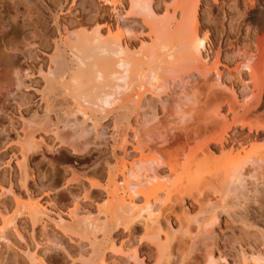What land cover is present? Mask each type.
<instances>
[{"label": "bare ground", "instance_id": "1", "mask_svg": "<svg viewBox=\"0 0 264 264\" xmlns=\"http://www.w3.org/2000/svg\"><path fill=\"white\" fill-rule=\"evenodd\" d=\"M102 1L111 3L115 9L130 8L132 16L140 17L148 29V41H139L141 37L129 27L127 17L120 18V35L112 27L103 29L97 24L93 30L85 28L77 33L66 25L57 27L62 39L56 42V51L50 57L53 66L47 72L42 71V66L39 68L45 83L40 99L46 103L44 114L36 115L30 123L25 120L26 129L19 146L21 157L17 160L27 180L29 152L36 148L38 141H44L43 136L37 139V132L51 131L62 147L65 143L62 129L71 130L72 152L81 156L89 145V136L96 134L100 138L105 134L99 132L104 125L110 123L121 128L129 125L132 117L136 118L138 124L132 131L137 145L133 152H129L125 138L118 146L120 165L108 169L107 184L90 182L91 189L107 193L111 208L104 212L103 219H77L79 222L70 221L71 226L64 227L65 235L75 238L81 250L84 246L90 249V253L81 252L77 260L72 258V263L76 260L73 264H104L112 232L118 227H132L134 220L140 218L146 225L144 239L152 241L157 250L148 259L149 263L143 259L141 264H173L176 257L182 259L180 262L177 259L179 264H184V260L186 264L187 261L188 264H221V259L214 254L218 239L215 227L221 214L235 213L233 216L246 228L237 237L242 254L236 264H264V151L258 146L259 137L264 133V119L259 114L264 104L261 66L264 60H257L260 55L253 52L241 56L244 61L238 65L237 72L240 77L248 72L245 75L249 82L241 81L242 95L248 105L239 106L236 91H230L233 92L231 99L227 97L224 79L229 75L219 69L231 61L227 55L220 56L218 46L223 44L224 37L217 36L215 26L203 28L201 25V5L206 6L207 0H178L167 17L160 16L154 0ZM213 2L216 4L218 0ZM242 15H247L246 10ZM137 41L141 43L140 48ZM32 42L9 43L2 51V98L19 91L25 84L24 77L32 75L27 64L18 66L19 58L26 54L40 58L38 53L46 55L50 48L48 43ZM214 57L216 60L212 62ZM173 92L176 97L171 109L173 126L157 135L153 129L148 132L146 127L153 119L151 113L155 115L156 111L147 96L167 97ZM248 93L252 95L246 96ZM58 94H68L75 109L53 123L50 113ZM113 155L116 156L115 150ZM251 200L253 208L247 204ZM13 201L17 210L14 216H9L10 211L6 209L5 213L0 212V221L4 224L1 227L0 222V252L11 243L10 227L24 243L17 246L13 261L0 253V264H48L42 249H36L40 244L33 246L26 240L16 224L17 216L27 209L33 227L50 223L63 228L68 221L61 213H54L48 203H26L21 193L13 192ZM227 207L236 212L234 209L230 212ZM81 210V203H76L71 220ZM152 216L156 218L152 225L144 221ZM172 216L177 219L179 230L175 229ZM49 241L48 247L59 246L54 240ZM111 245L114 248L113 241ZM63 250L71 254L70 250ZM134 251L133 257L140 258L137 247ZM194 251L202 252L191 259Z\"/></svg>", "mask_w": 264, "mask_h": 264}, {"label": "rangeland", "instance_id": "2", "mask_svg": "<svg viewBox=\"0 0 264 264\" xmlns=\"http://www.w3.org/2000/svg\"><path fill=\"white\" fill-rule=\"evenodd\" d=\"M177 1L154 0L153 3L160 16L167 17L177 5ZM122 8L120 6L119 9H115L111 3H106L102 0H0V55L2 51L7 49L5 47L9 43L19 42L20 44H25L29 40L40 44L45 42L50 45L46 55L38 53L40 58L36 54H26L23 56L24 58H19L18 66L27 64L32 75L24 77L25 84L19 91L4 98L0 96V212L5 213L6 209L8 212L10 211L9 216L16 214L17 210L13 201V192H16L24 196L26 203L32 201L48 203L54 213H61L66 218L68 222L64 224L63 228L56 227L50 223H45V227L40 223L33 227L31 218L27 215V209H23L17 216L16 224L25 235L26 240L32 243L33 246L40 244L36 249L40 251L42 249V254L48 264H73L81 252L90 253L88 246H84L83 250H81L79 242L75 238L71 239L69 235H65L64 227L68 228L73 221L79 222L80 219H103L104 212L111 208L107 193L99 189H91L90 182L101 183L102 185L107 184L108 169H115L120 165L117 159H121L120 148L118 147L121 141L125 138L128 140L127 148L131 153L134 150L133 147L137 145L134 140V131L132 130H135L138 123L135 122L136 118L133 117L129 125L127 124L121 128H116L112 124L107 123L102 130H99L100 133L102 131L105 133L102 137L97 138L96 134L88 137L89 145L86 148V152L81 156H76L72 152L70 145L73 141L70 137L73 134L71 130L62 129L65 142L62 147H59L60 141L56 139L51 131L46 133L44 131L37 132V139L43 136L44 141L39 142L37 140L36 148L29 152L27 162L28 177L26 180L17 166V160L21 157L19 146L26 129L25 120L30 123L36 115L43 116L45 110L44 104L46 103L40 101L45 83L42 75L39 74V70H41L39 68L42 66V71H49L51 65L50 57L56 51V42L60 43L62 39L57 27L64 25L76 33L83 31L85 28L93 30L97 26L103 29L112 27L115 34L120 35L118 25L122 22V18L127 17L131 24L130 26L128 22L129 27H132L135 33L137 32L138 38L141 37L139 41H148L146 35L148 29L144 28L142 19L135 15L132 16L130 8L126 9L124 7L125 10ZM201 9L202 27L205 28V26L211 25L216 27L217 36L222 35L224 37L223 44L218 46L221 51L220 56L227 55L231 58L228 64L219 68L229 75L224 79L227 84V91H224L228 94L227 97L229 99H231L230 97L233 93L230 91H236L237 105L247 106L248 102H246L245 96L242 95L243 85L241 81L249 80L248 76L245 75L248 72L243 73L244 75L240 77L237 69L238 65L244 61V58H241L243 54L253 52V54L255 53L254 55H260L257 60L259 58L264 60V0H218L216 4H214L213 0H207L206 6L205 4L201 5ZM245 10L246 16L242 15ZM211 38L213 39V37ZM227 40L230 41L226 44ZM139 41H137L138 47L141 46ZM67 52L70 54L69 48H67ZM215 60L214 57L212 62H215ZM221 61L224 60L222 59ZM262 64L261 66L264 69ZM252 91V93H256L255 90L252 89ZM252 93H248L246 96L249 95L248 97H250ZM154 95L149 94L147 96L149 100L151 99L150 105L155 108L156 113L155 115L151 113V118L153 119L149 126L146 127V130L149 132L153 129L155 135H157L161 132H166L167 129L169 130L170 127L168 126H173L171 123L173 111L171 109L175 105L176 97L174 92L167 97L165 95H160V97L159 95ZM53 97L55 98V96ZM55 99V101L53 100L55 107L50 113V119L54 120L53 123H56V119L57 122L60 120L58 119L59 116L68 115L75 109V105L68 94H58ZM259 114L264 119V104ZM58 126L63 128L62 124ZM143 129L145 130V128ZM245 131L247 134L248 129H245ZM230 142H232L231 139ZM258 142V146L264 151V133L259 137ZM253 144L256 143L253 142ZM235 146H237L236 148L239 147L238 144ZM114 150L116 156L113 155ZM129 160L131 161V158ZM24 184H26V187ZM79 202L83 209L80 211L82 213L78 214V217L75 216L74 220H71V213L75 208V204ZM139 203L142 204L143 202ZM188 203L191 204L192 201L190 202L189 200ZM247 204L251 208L255 206L252 200ZM227 210L231 212L230 208ZM234 211L236 212L235 209ZM157 213L158 211H156ZM156 214L154 217H156ZM233 215L230 216L228 213L221 214L219 224L215 227L216 238L218 239L214 247V254L218 259H221V264H236V259L242 254L237 237L241 236L242 229L244 228L243 230H245L246 228L243 226L244 224L238 221L239 218L236 219ZM154 217H147L144 221L146 223L148 221L152 225V222L156 219ZM134 221L132 227H118L117 230L112 232L111 241L108 243L109 246H106L104 257L106 261L104 264H141L143 259L149 263L150 260L148 259L152 258L157 252L155 244L144 239L147 232L146 225H144L143 221H140V218H136ZM172 221L175 229L179 230V223L175 216H172ZM0 222L1 227H4L2 219ZM8 237L11 243L9 247H2L0 253L3 257L13 261L16 258L17 246L19 243L24 242L15 237L12 227L9 228ZM49 240H54L59 246L48 247ZM112 241L114 242V248L111 245ZM135 247H137L140 256L138 259L133 257ZM63 248L70 250L73 257L71 254L65 253ZM198 252L194 251L191 259L200 256L202 251ZM72 258H76L73 263ZM177 259L178 257L174 258L173 264H177L182 260L178 259L177 262ZM181 264L183 263L181 262ZM184 264H186L185 260Z\"/></svg>", "mask_w": 264, "mask_h": 264}]
</instances>
